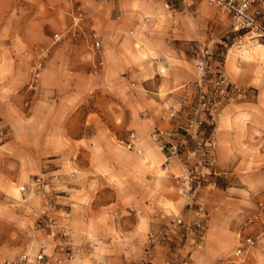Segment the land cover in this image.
Returning <instances> with one entry per match:
<instances>
[{"label": "crops", "instance_id": "0c3cea01", "mask_svg": "<svg viewBox=\"0 0 264 264\" xmlns=\"http://www.w3.org/2000/svg\"><path fill=\"white\" fill-rule=\"evenodd\" d=\"M33 1L13 12L9 0H0V131L17 134L16 143L25 148L24 186L37 175L50 184L36 193L34 205L21 204L20 222H39L47 214L49 224H31V244H22L10 258L44 243L49 264H144L149 233L167 228L179 245L159 242L149 255L153 264L213 263L238 247L242 228L232 221L238 217L236 202L215 203L204 187L196 209L199 189L181 190L187 184L185 164L167 160L149 139L157 128L172 126L162 119L169 105L192 98L186 86L199 77L194 47L215 42L203 41V13L212 7L204 0L173 10L162 0ZM77 6L87 14L79 25ZM94 33L101 38L99 50ZM23 50L34 51L43 62L26 117L17 104L29 94L24 88L33 63ZM220 69L245 91L252 83L228 59ZM262 109L263 102L248 92L223 106L211 134L215 173L262 175L264 122L257 113ZM131 131L141 140L140 153L124 146ZM8 142L0 145V162L10 159L1 150ZM183 157L188 165L193 153ZM2 174L0 166V182ZM204 208L211 212L205 229L182 245L173 234L182 228L191 233L196 222H204ZM177 218L183 224L176 225ZM61 231L68 234L64 240ZM66 253L72 257L66 259ZM59 258L64 261L58 263Z\"/></svg>", "mask_w": 264, "mask_h": 264}, {"label": "rangeland", "instance_id": "374dc122", "mask_svg": "<svg viewBox=\"0 0 264 264\" xmlns=\"http://www.w3.org/2000/svg\"><path fill=\"white\" fill-rule=\"evenodd\" d=\"M9 3V9L15 12L24 10L28 3L34 4V1L9 0ZM262 3H264V0ZM209 6L212 7L213 11L203 13L205 33L203 41H206L209 38H214L215 58L220 62H225L228 59V62L233 64L234 69L252 77V83L249 86H246V91L244 93L248 92L249 97L252 99L258 98L263 102V109L261 111L257 110V113L264 122V47L261 45H264V42L258 40V38H250L248 35L244 36V33L235 32L232 29L228 15L215 6ZM259 8H264V5L259 6ZM260 20L264 22V17H260ZM195 49L196 46L193 50L194 55ZM22 53L24 57H26V55L29 56L28 59L33 63L31 80L24 88V91H27L33 80L36 65L39 61H42V59L38 57L34 51L28 52V50H23ZM2 56L3 58L5 57V55ZM216 64L217 63H215L214 67L217 66ZM42 69L40 71H42ZM32 93L35 92L29 90V94L25 93L24 96H21L20 104H17L18 107H20L18 110L25 111L21 113L23 117H26V111L34 103V101H32L33 98L31 97V95H34ZM191 97H193L192 93ZM215 126L216 125L207 126L203 137L190 139L186 144V150L184 153H186V151L193 153L192 162L187 164L191 166L199 176L192 181V190L199 189L196 195V197H198L196 200L198 201L193 202V205L196 209L201 206V196L204 193L201 190L204 187H206L207 192L213 196L215 203L222 204L225 198L236 202L237 206H235V210H237L239 218L233 217L232 221L240 222V227L242 228L241 236H252L255 239V243L253 247L250 248L246 258L244 260L236 261L234 264H264V172L262 175L253 176L251 179L240 178L233 170H225L223 173H219L216 170L215 173V162H212V159L215 158L212 151L213 146L212 144H206L207 141L212 143L211 134ZM0 133V145L1 143H5V141H9L7 146L2 147L1 150H3V153L10 158L9 161L6 160V162H0L3 173L1 175L3 180L0 182V264H4L3 262L5 259H10V256L15 254V250L17 251V249H21V246H23L22 244H25L26 246L31 244L33 232L30 233V231H33L35 228L34 226L32 227L31 224L38 225V227L39 225L47 227L46 225L49 224V222H47L49 219L48 215L44 214V216L41 217V220L44 218L42 221L20 222L23 219L22 216H20L22 212L20 211L21 204L34 205L37 201V192L21 190V187L24 186L28 176L29 163H27L25 155L23 154V152L25 153V148H22L16 143L19 141V136L17 134L14 135L13 133H9L6 129L3 131L4 135L1 131ZM1 153L2 152H0V154ZM181 161H184V157ZM253 166H256V164H250V168H253ZM32 174L35 173L33 172ZM244 188H246L247 191H244ZM223 190H225L227 194L223 192ZM25 193H29L30 195V198L27 201ZM7 203H13L14 205L8 206ZM200 211L204 213V222H196L190 229L191 233L182 228L173 234L182 245L190 242L191 239L194 240L195 235L201 234L205 229L206 221L210 219L211 212L206 208ZM206 214L209 215L207 216ZM249 218H253V221L250 222ZM198 223H202L203 228L197 227ZM24 231H27L28 234V240L26 239V243H24ZM168 233L169 228L160 233H156L161 237L156 241L155 247L162 240L173 242L172 246L179 245L175 241L169 239L170 233ZM162 235H164V237H162ZM39 236H41L40 233L37 234L36 238ZM60 236L61 240H64L68 234L61 231ZM194 245H196L195 241ZM255 246L256 248H254ZM236 247L225 255L219 257L216 261L225 258H232ZM141 261L144 262V264H153L149 255L146 256V254ZM216 261L206 264H214ZM174 264L176 263L174 262Z\"/></svg>", "mask_w": 264, "mask_h": 264}, {"label": "built area", "instance_id": "2783aa9c", "mask_svg": "<svg viewBox=\"0 0 264 264\" xmlns=\"http://www.w3.org/2000/svg\"><path fill=\"white\" fill-rule=\"evenodd\" d=\"M189 1L191 0H162V3L164 8L173 10L186 5ZM204 1L225 12L235 32L244 33V36L248 35L250 38H258V40L264 42V22L260 20V17H264V8L257 7L263 0ZM76 10L78 15L75 18V25H79L82 20L86 19L87 14L79 6L76 7ZM55 38L60 39L61 35L56 34ZM92 38L94 48L99 50L101 48V38L95 33ZM195 57L199 77L186 86L193 94V97H188L184 101L169 105L162 115V119L170 121L172 126L157 128L149 136L153 144L165 154L167 160L172 158L182 160L188 141L203 137L207 126L216 125L223 106L234 95L245 92L244 88L233 83L223 70L220 69L221 62L215 58L213 45H197ZM215 63H217V68L214 67ZM42 68L43 62L39 61L28 90L32 92L36 91ZM140 144L141 140L135 131H131L128 138L124 141V146L128 150L138 153L142 151ZM206 144L212 143L207 141ZM212 162L214 163V159H212ZM183 163L185 164V172L187 174V184L181 186V190L186 194H190L193 189L192 181L199 176L191 166L186 165L184 161ZM57 178L58 176L55 175L54 179ZM49 185L44 176L37 175L29 186H22L21 190L40 192L43 189L47 191L45 186ZM206 215L208 216L209 214ZM249 221L252 222L253 218H249ZM175 224L181 225L183 224V220L177 218ZM197 227L203 228L202 223H198ZM160 237L154 232L149 233L146 256L152 253L155 243ZM254 243L255 239L252 236L247 235L242 237V241L234 251L232 258L220 259L215 264H234L236 261L244 260ZM59 247L62 251L66 252L64 244H59ZM71 257L69 253H66V259H70ZM57 261L58 263H62L64 259L59 258ZM4 264H49L47 246L43 243L35 251H27L15 258L5 259Z\"/></svg>", "mask_w": 264, "mask_h": 264}, {"label": "bare ground", "instance_id": "6f19581e", "mask_svg": "<svg viewBox=\"0 0 264 264\" xmlns=\"http://www.w3.org/2000/svg\"><path fill=\"white\" fill-rule=\"evenodd\" d=\"M251 42V41H250ZM260 44V43H259ZM263 47H264V45L263 44H261Z\"/></svg>", "mask_w": 264, "mask_h": 264}]
</instances>
